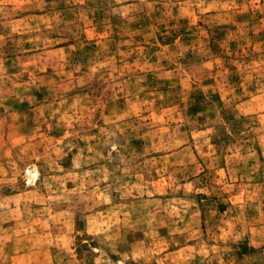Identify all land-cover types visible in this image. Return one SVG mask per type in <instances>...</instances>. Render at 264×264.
Instances as JSON below:
<instances>
[{
  "label": "rangeland",
  "instance_id": "1",
  "mask_svg": "<svg viewBox=\"0 0 264 264\" xmlns=\"http://www.w3.org/2000/svg\"><path fill=\"white\" fill-rule=\"evenodd\" d=\"M0 264H264V0H0Z\"/></svg>",
  "mask_w": 264,
  "mask_h": 264
}]
</instances>
